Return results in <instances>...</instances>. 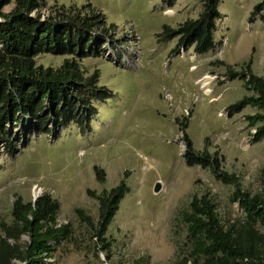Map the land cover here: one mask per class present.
I'll return each instance as SVG.
<instances>
[{"label": "rangeland", "instance_id": "374dc122", "mask_svg": "<svg viewBox=\"0 0 264 264\" xmlns=\"http://www.w3.org/2000/svg\"><path fill=\"white\" fill-rule=\"evenodd\" d=\"M260 1L219 0L221 17L212 34L216 45L195 54L191 47L176 48V38L159 34L163 25L174 28L196 18L201 0H44L31 15L45 19L63 6L98 16L94 41L101 54L78 62L86 74L98 73V84L111 96L94 101L96 114L83 133L73 123L47 134L37 133L34 125L14 129L18 152L0 154V221L10 222L17 197L27 201L48 192L59 203L57 222L71 229V239L56 247L45 259L48 264H171L175 242L184 233L175 217L192 195L207 192L221 216L240 215L238 203L229 200L231 184L185 163L183 136L194 150L221 155L222 169L237 176L242 190L259 189L264 138L254 142V129L245 120L255 108L228 111L251 91L225 71L251 59L252 72L264 74V8L251 16ZM13 5L11 0L1 11ZM66 57L44 53L35 60L57 67ZM203 75L212 77L209 94L198 81ZM180 123L186 125L183 130ZM121 180L126 193L107 227L106 250L100 251L77 209L95 221L94 195Z\"/></svg>", "mask_w": 264, "mask_h": 264}, {"label": "trees", "instance_id": "16d2710c", "mask_svg": "<svg viewBox=\"0 0 264 264\" xmlns=\"http://www.w3.org/2000/svg\"><path fill=\"white\" fill-rule=\"evenodd\" d=\"M10 1L0 0V154L9 156L18 152L19 136L14 129L34 125L37 133L47 134L73 123L83 133L96 114L94 101L111 96L108 88L98 84V73L86 74L78 62L101 54L102 46L94 41L96 14L61 6L45 19L31 15L44 0H13L12 9L2 12ZM218 3L201 0L196 18H187L174 28L163 25L159 36L176 38V48L191 47L195 54L212 50L216 45L212 37L215 22L221 17ZM263 5L264 1L257 3L251 16L260 13ZM44 53L68 57L57 67L37 64L36 56ZM226 68L225 75L232 80L239 78L251 91L230 104L228 111L255 108L245 120L254 129L253 141H260L264 138V74L252 72L251 59L242 62L238 70L229 65ZM185 126L180 123L179 129ZM183 140L185 163L208 169L222 183L231 184L229 200L238 203L241 214L223 217L207 192L192 195L175 217L184 233L182 241L175 242L171 264H264V168L259 189L253 193L242 190L237 176L222 169L221 155L194 150L186 134ZM94 169L100 176V169ZM125 193L121 180L95 194V221L77 209L79 218L93 229L100 251L106 250L104 236ZM58 210V201L48 192L35 200L14 199L10 222L0 221V264H12L14 260L48 264L45 259L52 258L56 247L71 239L69 225L57 222ZM22 235L28 239L22 241Z\"/></svg>", "mask_w": 264, "mask_h": 264}, {"label": "bare ground", "instance_id": "6f19581e", "mask_svg": "<svg viewBox=\"0 0 264 264\" xmlns=\"http://www.w3.org/2000/svg\"><path fill=\"white\" fill-rule=\"evenodd\" d=\"M212 80V77L209 75H203L201 78L198 79L199 83L201 84V87L205 91V93L209 94L211 92L209 84ZM36 192H39V189H36Z\"/></svg>", "mask_w": 264, "mask_h": 264}, {"label": "water", "instance_id": "95a60500", "mask_svg": "<svg viewBox=\"0 0 264 264\" xmlns=\"http://www.w3.org/2000/svg\"><path fill=\"white\" fill-rule=\"evenodd\" d=\"M158 190H159V182H157V183L155 184V186L153 187V191H154V192H158ZM32 200H35V199H32ZM16 264H24V263L18 261Z\"/></svg>", "mask_w": 264, "mask_h": 264}]
</instances>
